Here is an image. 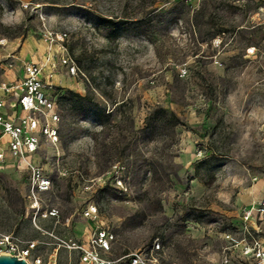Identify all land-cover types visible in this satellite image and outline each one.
Returning <instances> with one entry per match:
<instances>
[{
    "label": "rangeland",
    "instance_id": "1",
    "mask_svg": "<svg viewBox=\"0 0 264 264\" xmlns=\"http://www.w3.org/2000/svg\"><path fill=\"white\" fill-rule=\"evenodd\" d=\"M26 63L58 140L1 165L0 233L44 264H81L69 245L98 225L110 259L160 244L159 264H264V223L243 221L264 200L247 202L264 182V0H0V78Z\"/></svg>",
    "mask_w": 264,
    "mask_h": 264
},
{
    "label": "built area",
    "instance_id": "2",
    "mask_svg": "<svg viewBox=\"0 0 264 264\" xmlns=\"http://www.w3.org/2000/svg\"><path fill=\"white\" fill-rule=\"evenodd\" d=\"M71 70L75 71L74 68ZM49 87L44 67L36 63L24 64L23 74L13 81L0 78V167L8 163L9 158L11 161L30 159L38 150L41 133L52 141L58 140L60 117ZM38 174L35 177L39 178ZM38 188L43 189L41 184ZM84 217L88 221L99 222L98 208L93 205L87 207ZM243 221L247 225L264 223V200L246 209ZM114 240L113 233L98 225L92 230L87 245L73 242L69 248L80 253L81 264H159L160 244L153 245L150 256L134 253L128 260L108 258L106 255L110 253ZM36 247L34 242H24L11 234L0 233V256L16 257L28 264H44L41 258L33 257ZM254 249L258 256H264L259 241L255 242Z\"/></svg>",
    "mask_w": 264,
    "mask_h": 264
},
{
    "label": "water",
    "instance_id": "3",
    "mask_svg": "<svg viewBox=\"0 0 264 264\" xmlns=\"http://www.w3.org/2000/svg\"><path fill=\"white\" fill-rule=\"evenodd\" d=\"M0 264H28V263L24 260H19L16 257L3 255V256H0Z\"/></svg>",
    "mask_w": 264,
    "mask_h": 264
},
{
    "label": "crops",
    "instance_id": "4",
    "mask_svg": "<svg viewBox=\"0 0 264 264\" xmlns=\"http://www.w3.org/2000/svg\"><path fill=\"white\" fill-rule=\"evenodd\" d=\"M18 112L20 113V111L18 110ZM11 161V158H9L8 159V162H10ZM259 187H260V189H261V193L258 195V197H256L255 198V196L251 193V199L249 200V201H247L248 203L249 202H251V201H255V199H259V198H261L262 197V195L264 194V182H261L260 184H259ZM244 202H246V201H244ZM243 203V202H242Z\"/></svg>",
    "mask_w": 264,
    "mask_h": 264
},
{
    "label": "bare ground",
    "instance_id": "5",
    "mask_svg": "<svg viewBox=\"0 0 264 264\" xmlns=\"http://www.w3.org/2000/svg\"><path fill=\"white\" fill-rule=\"evenodd\" d=\"M23 114H26L25 112L23 113ZM47 189V188H46ZM42 190H45V188L44 189H42ZM36 206H33V208H35Z\"/></svg>",
    "mask_w": 264,
    "mask_h": 264
}]
</instances>
